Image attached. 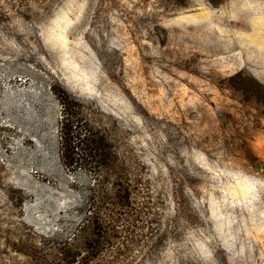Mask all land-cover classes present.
<instances>
[{"label":"rangeland","instance_id":"1","mask_svg":"<svg viewBox=\"0 0 264 264\" xmlns=\"http://www.w3.org/2000/svg\"><path fill=\"white\" fill-rule=\"evenodd\" d=\"M0 264H264V0H0Z\"/></svg>","mask_w":264,"mask_h":264},{"label":"trees","instance_id":"2","mask_svg":"<svg viewBox=\"0 0 264 264\" xmlns=\"http://www.w3.org/2000/svg\"><path fill=\"white\" fill-rule=\"evenodd\" d=\"M78 125L80 124L78 123ZM64 129L66 130V132L64 133L66 138L65 140H67V143L70 147H72L73 143H75V140L78 139L76 141L77 148L84 150L86 152L85 154L87 158L93 160V162L95 161V164L104 165L103 161L105 160V140L102 137H99L98 134L96 135L91 132H87L89 135L85 134L83 138L73 136V124L65 125Z\"/></svg>","mask_w":264,"mask_h":264}]
</instances>
